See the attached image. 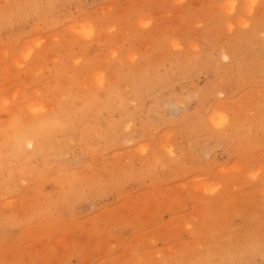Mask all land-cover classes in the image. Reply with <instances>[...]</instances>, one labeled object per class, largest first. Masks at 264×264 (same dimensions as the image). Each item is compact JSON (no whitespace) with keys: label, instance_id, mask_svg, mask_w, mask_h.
Segmentation results:
<instances>
[{"label":"rangeland","instance_id":"1","mask_svg":"<svg viewBox=\"0 0 264 264\" xmlns=\"http://www.w3.org/2000/svg\"><path fill=\"white\" fill-rule=\"evenodd\" d=\"M0 164V264H264V0H0Z\"/></svg>","mask_w":264,"mask_h":264},{"label":"bare ground","instance_id":"2","mask_svg":"<svg viewBox=\"0 0 264 264\" xmlns=\"http://www.w3.org/2000/svg\"><path fill=\"white\" fill-rule=\"evenodd\" d=\"M246 6V5H245ZM262 7V6H261ZM128 13V12H127ZM187 14V13H186ZM144 20V19H143ZM151 20V19H150ZM182 22V21H181ZM190 22V21H189ZM193 22V21H192ZM48 23V22H47ZM196 26V25H195ZM76 28H79V27H76ZM86 28H87V26H86ZM90 28H91V26H90ZM133 29V28H132ZM79 30V29H78ZM92 30V29H91ZM127 30V29H126ZM194 30H196V29H194ZM81 31V30H80ZM93 31V30H92ZM92 31H88L87 33H89V32H92ZM84 32V31H83ZM86 33V34H87ZM262 33V32H261ZM245 34V33H244ZM44 37V36H43ZM231 37V36H230ZM58 38V37H57ZM198 38V37H197ZM232 38V37H231ZM40 39V38H39ZM233 39V38H232ZM36 40V39H35ZM17 41V40H16ZM34 42V41H33ZM239 42V41H238ZM12 46V45H11ZM30 48V47H29ZM7 51V50H6ZM30 51V50H29ZM30 52H32V51H30ZM30 52H28V50H27V55L26 56H28V53H30ZM135 53V52H134ZM232 54V53H231ZM53 56H51V58H52ZM19 60V59H18ZM220 61V60H219ZM21 63V62H20ZM50 63V62H49ZM24 65V64H23ZM186 65V64H185ZM22 66V65H21ZM178 66V65H177ZM176 73V72H175ZM259 75H260V72H259ZM250 76V75H249ZM254 76V75H253ZM247 78V77H246ZM249 78V77H248ZM232 79V78H231ZM142 85H143V83H142ZM47 86V85H46ZM36 89V88H35ZM117 89H119V88H117ZM147 89V88H146ZM17 90H19V89H17ZM261 90V89H260ZM12 91V90H11ZM117 91H120V89L119 90H117ZM16 92V91H15ZM209 92V91H208ZM100 93V92H99ZM17 94L15 93V96H16ZM53 95V94H52ZM84 95H86V94H84ZM18 96V95H17ZM60 96V95H59ZM121 97H122V95H121ZM14 98V97H13ZM125 100V99H124ZM160 100V99H159ZM179 100V99H178ZM10 103V102H9ZM219 105V104H218ZM154 109V108H153ZM240 109V108H239ZM34 110V109H33ZM40 110V109H39ZM158 110V109H157ZM35 112H37V111H35ZM34 112V113H35ZM38 113V112H37ZM153 113H154V111H153ZM43 114V113H42ZM23 115V114H22ZM45 115V114H44ZM47 116H49V115H47ZM9 117H11V116H9ZM19 117V116H18ZM25 117V116H24ZM54 117V116H53ZM74 117V116H73ZM20 118H21V116H20ZM63 118V117H62ZM14 119V118H13ZM22 119V118H21ZM24 119V118H23ZM22 119V120H23ZM35 119H37L36 118V116H35ZM35 119H33L34 120V122H32V124H28L27 123V125L24 123L23 125H21V124H17V125H15V129H14V135H13V137H12V139H13V142H14V145H16L17 147H21V146H23V144H24V142L25 141H29V142H32V140H36V139H34V136L38 133V131L40 130V129H42V128H44V122H45V120H42V118H40V119H37V120H35ZM10 121L12 122V120L10 119ZM32 121V120H31ZM30 121V122H31ZM8 122H9V119H8ZM20 123H21V121H20ZM5 124H7V120H6V122H5ZM7 125H9V124H7ZM72 125V124H71ZM3 126H5V125H3ZM75 126V125H74ZM6 128V127H5ZM96 128V127H95ZM4 129V128H3ZM10 129H12V127L10 128ZM10 129H8L7 131L9 132V130ZM93 129V128H92ZM100 129V128H99ZM48 130V129H47ZM12 131H13V129H12ZM46 131V129L45 130H43V132H45ZM164 132V131H163ZM162 132V133H163ZM42 133V132H41ZM89 133V132H88ZM166 133V132H165ZM40 134V133H39ZM91 134V133H90ZM6 135V134H5ZM4 135V136H5ZM8 135H9V133H8ZM12 135V134H11ZM38 136V135H37ZM8 137V140L9 139H11V136L9 135V136H7ZM10 137V138H9ZM36 137V136H35ZM39 137V136H38ZM2 139H3V137H2ZM6 140V139H5ZM7 140V141H8ZM37 141H39V139L37 140ZM9 142H11V141H9ZM12 142V143H13ZM28 144V143H27ZM26 144V145H27ZM38 143H36V145H37ZM41 143H39V145H40ZM11 145V144H10ZM11 146H13V145H11ZM10 146V147H11ZM28 146H30V145H28ZM33 146V148H34V144L32 145ZM31 147V146H30ZM42 146H37V149H34V151L36 150H38L39 148H41ZM32 149V148H31ZM33 150V149H32ZM4 151V150H3ZM5 152V151H4ZM4 152H3V156H4ZM7 152V151H6ZM2 154V153H1ZM6 155H7V153H6ZM14 155V154H13ZM7 158H10V157H7ZM4 160V159H3ZM2 162V161H1ZM7 162H9V161H7ZM0 167H1V164H0ZM24 168V167H23ZM15 171V170H14ZM17 172H18V170H17ZM249 172V171H248ZM19 173H20V169H19ZM93 176V175H92ZM14 182V181H13ZM65 186V185H64ZM6 194V193H5ZM29 194V193H28ZM63 194V193H62ZM61 194V195H62ZM30 195V194H29ZM15 201H17L16 199H15ZM28 201V200H27ZM41 205V204H40ZM31 206V205H30ZM9 208V207H8ZM17 209V208H16ZM189 216V215H188ZM236 245V244H235ZM138 246V245H137ZM168 247V246H167ZM230 249V248H229ZM233 254V253H232ZM243 261H244V259H243Z\"/></svg>","mask_w":264,"mask_h":264}]
</instances>
